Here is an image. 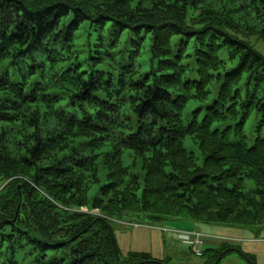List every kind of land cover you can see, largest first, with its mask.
Returning a JSON list of instances; mask_svg holds the SVG:
<instances>
[{
  "label": "trees",
  "instance_id": "1",
  "mask_svg": "<svg viewBox=\"0 0 264 264\" xmlns=\"http://www.w3.org/2000/svg\"><path fill=\"white\" fill-rule=\"evenodd\" d=\"M258 43L264 0H0V264H172L122 254L109 222L125 215L264 226ZM232 252L255 264L232 245L201 257Z\"/></svg>",
  "mask_w": 264,
  "mask_h": 264
},
{
  "label": "rangeland",
  "instance_id": "2",
  "mask_svg": "<svg viewBox=\"0 0 264 264\" xmlns=\"http://www.w3.org/2000/svg\"><path fill=\"white\" fill-rule=\"evenodd\" d=\"M103 37V43L105 45H108L111 43V39L107 36V31L103 32H91V36L88 37V32H84L82 34V45L84 46L88 39L90 40L91 49L88 50L86 48L84 50V56H86L89 51H96V50H104L103 47H95V44H99L100 40L99 37ZM132 37H130L128 34H124L120 40V43L118 47L120 49L125 48L127 50V54L132 49L130 46V40ZM117 48V47H116ZM116 48H111V50H115ZM145 49L148 48V40H145ZM256 49L260 51L261 53H264V44L258 43L256 44ZM83 56V57H84ZM98 55L94 52L92 56L88 57V63H86L84 60L81 63V67L84 69H89L92 65L93 68H100V64L104 61H93L92 59L97 58ZM76 61H72V63H75ZM77 63V62H76ZM192 68V66H191ZM191 72V71H190ZM210 95L207 100L205 101H197V100H190L183 113V120L186 122L191 118V111L198 107L205 106L212 102V100L216 97L217 94V86L215 84H212L209 86ZM254 140V134L249 135V142L252 143ZM184 147L190 151L193 152L195 155H197L198 149L196 143L194 141L187 137L183 140ZM99 177L102 178V180L105 179L106 172L103 170L102 166L99 164ZM104 183V181H103ZM244 190H253L256 188L255 183L252 180H245L243 182ZM99 186H94L91 188V191L89 192L90 198L94 197L97 193ZM94 216H100L97 212H93ZM102 216L98 217L101 218ZM103 219V218H102ZM193 223V222H192ZM113 234L115 236V239L117 241V244L119 246V249L121 250L122 254H125L127 251H143L150 253L153 257L158 259H164L167 258L170 260L172 264H204V258L196 255L194 252H189L188 250H184V254L177 253L176 250L168 247H162V241H163V234L159 232L158 230H153L149 227H140L137 229H133L131 225L134 224H152L153 226H159V227H172L171 221L162 222L160 224H154L150 223L146 219H143L141 216H132V215H125L121 220L112 221L109 222ZM200 226H203L205 228V232L194 230L189 231L190 234H196L200 237H204L203 245L201 251L212 249L209 246L208 236L211 237L214 236V238L211 240L214 243H217L219 245L215 246V248H219L222 245H232L233 247L239 248L240 251H242L244 254L251 256L255 260V264H264V226H259L257 228H249V227H232L234 230H236L235 235H229L226 236L224 232L221 233H215V234H209L211 229L207 227L205 224L198 223ZM208 226H212L215 228H227V226L224 225H217V224H210ZM184 232H187L184 230ZM193 236V235H191ZM194 237V236H193ZM217 237V238H215ZM181 241V240H180ZM220 264H250L246 259L242 257V255L239 252H232L229 255L222 258Z\"/></svg>",
  "mask_w": 264,
  "mask_h": 264
},
{
  "label": "crops",
  "instance_id": "3",
  "mask_svg": "<svg viewBox=\"0 0 264 264\" xmlns=\"http://www.w3.org/2000/svg\"><path fill=\"white\" fill-rule=\"evenodd\" d=\"M171 225L172 227H169V228H172V229H176V230H186V231H194V230H199V231H207L205 230V228L203 226H200L199 224L197 223H192V222H187V221H182V222H178V221H171ZM207 227H209L211 229V231L209 232V234H215V233H221V232H224V234L226 236H229V235H235V232L236 230H234L233 228H230V227H227V228H215V227H212V226H208L206 225ZM159 232H161L163 234V241H162V244L161 246L162 247H168V248H172L174 250L177 251V253H181V254H184V250H188V247L186 244L182 243L181 241H179L175 235L173 234H166L160 230H158ZM208 243H209V247L210 248H215V246L219 245L217 243H214L213 241L211 240H208ZM190 252V251H189Z\"/></svg>",
  "mask_w": 264,
  "mask_h": 264
},
{
  "label": "built area",
  "instance_id": "4",
  "mask_svg": "<svg viewBox=\"0 0 264 264\" xmlns=\"http://www.w3.org/2000/svg\"><path fill=\"white\" fill-rule=\"evenodd\" d=\"M178 236L182 241L187 243L194 252L199 253L204 237H200L196 234H190V232H179Z\"/></svg>",
  "mask_w": 264,
  "mask_h": 264
}]
</instances>
